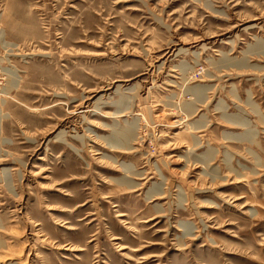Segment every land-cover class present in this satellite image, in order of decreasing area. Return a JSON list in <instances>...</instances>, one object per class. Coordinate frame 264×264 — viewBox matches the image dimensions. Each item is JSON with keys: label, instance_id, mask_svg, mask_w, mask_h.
Masks as SVG:
<instances>
[{"label": "rangeland", "instance_id": "obj_1", "mask_svg": "<svg viewBox=\"0 0 264 264\" xmlns=\"http://www.w3.org/2000/svg\"><path fill=\"white\" fill-rule=\"evenodd\" d=\"M0 264H264V0H0Z\"/></svg>", "mask_w": 264, "mask_h": 264}, {"label": "bare ground", "instance_id": "obj_2", "mask_svg": "<svg viewBox=\"0 0 264 264\" xmlns=\"http://www.w3.org/2000/svg\"><path fill=\"white\" fill-rule=\"evenodd\" d=\"M116 91H117V89H116ZM125 103H126V102H125ZM118 105H119V106H120V105H123V102H122V103H120V104H118ZM119 112H121V111H119Z\"/></svg>", "mask_w": 264, "mask_h": 264}]
</instances>
